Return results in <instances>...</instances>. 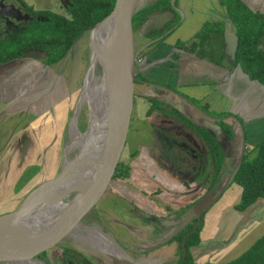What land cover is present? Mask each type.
Here are the masks:
<instances>
[{
  "label": "crops",
  "instance_id": "0c3cea01",
  "mask_svg": "<svg viewBox=\"0 0 264 264\" xmlns=\"http://www.w3.org/2000/svg\"><path fill=\"white\" fill-rule=\"evenodd\" d=\"M157 1L145 0V3L142 4V0L138 9ZM168 1L170 4V0ZM240 1L251 11L264 14V0ZM163 12L158 13L167 14L168 16L156 20L155 23V25H161L164 22L161 27L164 28V32L161 31L163 35L155 39H149L143 29H139L134 33V48L137 53L134 66V76L136 78L133 90L134 98L139 97L140 100H143L146 97L151 99L153 91L157 93L159 92L157 90H161L163 92L161 94L165 95L167 92L163 91L165 90L163 88L177 92L184 99L172 100L170 98L173 96L166 94V100L162 99L161 101L168 103L164 104L171 109H180L178 106L182 105L184 112L181 109L180 111H182L183 116L186 115L188 120V117L194 114V120L197 123L199 122L196 127L200 130H203V122L217 124L218 118L214 116L215 113H224L226 116L221 119L227 127H230L234 140L232 142L228 140L229 143L219 146L222 155V170L217 183L223 184L237 164L243 143L245 148H252L264 140V85L250 80L238 66H233L234 63L224 54L221 66H217L206 60L198 59L194 54L178 46L181 43L188 47L195 42L194 35L203 27L204 23L221 22L223 23L224 32L235 34L226 10L219 5L218 0H177L176 3L173 1V7ZM168 25H172L171 28L167 29ZM28 56H30V53L27 54V58ZM22 60H28L25 66L28 68L26 70L30 71L29 75H23L21 73L23 68L13 62L1 64L0 67L4 68L3 66H6L8 71H18L20 75L16 76L15 80L17 81L18 77L20 81H24V79L25 81L31 80L30 84L32 85L28 86L30 87L29 92L33 91L36 96V80L40 69H43V76L46 73H51L54 70L52 67L54 65H44L43 59L41 60L42 66L39 62L37 63L32 59ZM32 61L34 63L33 66H31ZM33 70L36 73L35 82L32 81ZM15 80L10 83L7 76L3 77V79L0 78V95L11 91L10 98L15 101L14 104L18 103L24 93H26L24 91L21 93L17 92L18 86L16 88L17 82ZM55 80H57V75ZM9 87L13 89H9ZM25 87H22V89ZM33 92L31 93L32 95ZM189 101L191 103L194 102L197 107H193ZM136 102L134 99L133 104L135 103L137 106L139 103L137 104ZM177 104L179 105L177 106ZM140 105L144 107V110L141 111L142 116L139 126L144 128L147 123L153 121V117L148 119L145 116V110L148 106L147 102H140ZM202 107H206L207 110L204 111ZM188 121L192 122L190 119ZM134 134L136 135L134 139L139 141L140 135L138 136V133ZM156 135V132H151L149 136L151 144L146 146L143 155L146 156V161L149 162L150 167L154 169L160 167L162 169L158 162L155 161L154 156L151 155L158 151L159 144L157 141L159 140ZM199 146L201 147L197 164L199 170L192 181L202 184L208 181L207 178L211 174L210 170L213 161L210 150L202 140ZM138 155L141 156L139 152ZM133 179L137 183L141 182L139 179L131 178V180ZM136 182L134 183L137 184ZM177 182L180 184L181 180L177 179ZM158 184L157 181H154V185ZM229 186L227 187L228 189L230 188ZM152 188L154 189V187ZM181 189L184 193L183 198L187 199L190 193L185 192L189 189L187 190L183 187ZM228 189L204 215L200 243L193 251L195 258L202 260H207L208 258L213 260L218 258H220L219 260H232L239 257L255 240L264 235L258 236L252 244L248 243L247 246L240 247L247 240L245 234H253L264 225V200L258 201L245 212L239 213L234 210V206L240 200L241 189L239 188L238 194L227 192ZM175 190L177 189L175 188ZM177 191L180 192L179 190ZM214 194L217 195V190ZM170 203L172 202L170 201ZM226 253L227 255L224 256Z\"/></svg>",
  "mask_w": 264,
  "mask_h": 264
},
{
  "label": "rangeland",
  "instance_id": "374dc122",
  "mask_svg": "<svg viewBox=\"0 0 264 264\" xmlns=\"http://www.w3.org/2000/svg\"><path fill=\"white\" fill-rule=\"evenodd\" d=\"M23 1L28 6L41 12L50 11L64 16L67 15V8L64 6L62 0ZM144 1L145 0H143L142 4L145 3ZM173 1H175V3L177 2V0H170L171 7H173ZM141 2L142 0L139 1L138 7L141 5ZM29 53L30 56H28V58L26 55V57L22 59H32L37 63L39 62L41 65V60L43 59L44 61L46 58V55L40 51H30L27 54ZM22 59H17L18 61L13 60L8 63H15L17 66L23 68L21 70L23 75H29L30 71L26 70L28 68L25 66L28 60ZM33 61L31 62V66L34 65ZM90 61L89 32H86L76 41L69 54L56 66H52L54 70H52L51 73H44L45 75L42 76L43 69L41 68L36 80V73L33 70L32 81L35 82L36 80V96L33 91L29 92L30 87L28 86L32 85L30 84L31 80L25 81L24 79V82L23 80L20 81L18 77L17 81L15 78L17 75H20L18 71L12 72L8 71L6 66H3L5 69L0 67L1 79L7 76L10 83L12 80H15L17 82L16 88L18 86L17 92H26L22 99L16 104H14L15 101L10 98L11 91L0 95V215L15 211L33 190L52 181L61 172L64 163L63 161H65V159L72 161L78 157L79 149L76 147L77 144H71L72 130H69V127L72 125L71 123L74 116H77L76 130L80 134H84L88 126L89 102L86 100L87 96L85 91L87 87L86 81ZM96 67L97 66H95L93 71L95 78L100 74L99 68ZM47 74L48 76H46ZM56 75L57 80H55ZM94 83V86L91 87L90 84L89 88L92 92L91 94L94 93L98 95V82L94 80ZM25 86H27L28 89ZM22 87L25 88L22 89ZM9 89L13 88L9 87ZM32 92L33 95L31 94ZM134 99L137 101L136 103L139 104L136 106L134 103L132 106L126 141L123 145V150L118 161L129 162L138 159L137 161L140 162L142 167L147 169V172L143 170L146 173L141 174L143 171L141 170L140 172L135 169L137 166L134 168L133 163L127 165L130 177L139 180L142 178V181L137 183L134 179L131 180V178L123 180V182L112 180L96 205L93 207V212L95 213L94 216L98 217V220L99 216L102 218L104 217L103 214H106L108 219L121 216L122 219H124L123 221L136 225L137 223L134 220L135 217L132 213V216H130L129 210L134 208L133 204L135 198L139 195V192H143L144 189H146L147 192H150L153 190L152 187H154V190H164L166 186L174 189L176 188V185L169 180L168 175L160 169L150 167L149 162L146 161V156L143 155L146 146L151 144L149 141L150 129H148V127L143 129L140 128L139 123L141 122V111L144 110V107L140 105V102H144L143 100H140L139 97ZM79 105L80 108L76 113L77 106ZM135 126L136 128H139L136 130ZM134 133H138V136L140 135L139 141L134 139L136 137ZM23 143L24 146L21 148ZM28 144H30L29 147H27ZM67 146H72V148L68 155L65 156ZM132 147L135 148L141 156L135 155L131 158L129 155L131 154L130 149ZM151 155L154 156L153 154ZM167 156H169L168 153ZM162 157L165 159L163 155ZM129 158L131 159L129 160ZM175 160L176 156H173L172 160L168 163H171V165H177ZM154 181H158L159 184L154 185ZM134 182L140 185H137ZM223 184H216L214 187L215 190L221 188ZM207 186L208 183H206L205 187ZM229 187V189L227 188V192L238 194L239 187L234 184H231ZM213 193L214 192L211 194L210 192L209 199H213L216 196V194ZM124 198L129 199V201ZM165 198L171 200L167 195H165L163 199ZM204 198L207 200L208 196H204L203 199ZM200 202L194 205L195 208ZM177 219L179 218L174 220L170 219V224ZM81 222L71 234L57 244L60 246L56 245L55 248L53 247V250L60 253L61 248L69 247L70 245L77 249L82 248L84 243H87V241H85L86 237L83 238L81 236V238H78L79 242L76 243L73 242L71 237L75 232L76 234H84V232H82L83 228L80 225ZM95 224L100 227V224ZM108 226H110V228L115 227L112 224ZM262 234H264V225L253 234H245L247 240L241 244L240 247L243 248L244 246H247L248 243L252 244L253 241ZM121 239L125 238L123 237ZM173 249L174 248H171L170 253ZM48 255L49 257H55V253L52 251H50ZM226 255L227 253L224 256ZM219 259L220 258L214 261ZM224 261H230V259L219 260L218 262ZM14 263L31 264V260L13 263L0 262V264Z\"/></svg>",
  "mask_w": 264,
  "mask_h": 264
},
{
  "label": "flooded vegetation",
  "instance_id": "af4514ba",
  "mask_svg": "<svg viewBox=\"0 0 264 264\" xmlns=\"http://www.w3.org/2000/svg\"><path fill=\"white\" fill-rule=\"evenodd\" d=\"M8 6L13 7L15 9V12L6 11L5 8ZM17 12L33 16L34 19L28 20L27 17L25 18V15H21L22 18L19 19L17 15L20 14H18ZM39 12L41 11L35 10L32 7L28 6L23 0H0V43L10 41V39H13L16 34L24 32L30 22L34 20H44L43 17L36 15V13ZM163 89H165L163 91L167 92V95L171 94L173 96L170 98L172 100H180L184 98L177 92H174L167 88ZM157 91L159 92L154 93L153 91V97L151 98V100H166V94L162 95L161 93L163 92H161V90ZM148 96L151 97L152 95ZM143 100L144 102H146L145 99ZM190 104L193 107H197L194 102H190ZM149 105L150 104L148 103L146 112ZM178 105L179 104H177V106ZM165 107L167 110L166 113L153 111V113L148 118L151 119V117H153V121L147 123L144 128L148 127V129H150L149 134H151L152 131L156 132V138L159 140L157 141L159 144L158 151L154 154V156L156 161L158 162V165H160L162 169L160 167L157 169L164 171L168 175L169 180L176 185L175 187L178 188L179 186L177 190H179L180 192H178L174 188L170 189L171 187L167 186L164 190L153 189L152 191L147 192V190L144 189L143 192H139V195H137L133 204L134 208L129 210L130 216H132V213L135 217L134 220L137 223L136 225H132V223L130 224L127 221H123L124 219H122L121 216H118L117 218L111 217L108 219L106 217V214H103L104 217L102 218L101 216H99L98 220V217L94 216V208H92L89 213L85 215L81 220L82 222L80 225L83 228L82 232H84V234H76L75 232L71 235L74 243L79 242L78 238H81V236L83 238L86 237L85 241H87V243H84L82 248L77 249L74 246L70 245L69 247L61 248V252L57 253L56 250H53L55 248L54 247L31 259V264H185L187 255L184 258V248L182 245L183 239L178 241L177 239H175V237L185 229L188 223L184 226H180L177 224L175 225L173 223L170 224V219L174 220L180 217L185 212H183V210L186 206H189V208L194 206L210 192L211 194L212 192L215 193L216 190L214 187L218 183L216 181L210 188V190H207L208 192L206 191L205 193H203V191L209 187V182L207 181L201 184L194 183V181H192L199 170L197 164L199 162L201 153V147L199 146L201 139L196 132V129H198L196 125H198L199 122L197 123L194 120V114L188 117L194 124L188 121L189 119L187 120V116H183L182 114V111L184 112L182 105L178 106L182 111H180V109L178 108H175L173 110L167 106ZM233 140L234 137L229 141L232 142ZM23 146L24 143L21 145V148ZM130 153L131 154L129 156L131 158L135 155H138V151L133 147L130 149ZM167 153L169 154V156H167ZM132 154L135 155L131 156ZM162 155L165 159H163ZM173 156H176L175 161L177 162V165H171V163H168L172 160ZM131 158H129V160ZM137 160L138 159L129 162L119 161L118 163L121 164V170H125V168H127V165L133 163L134 168L137 166L135 169L139 170L140 172L141 170H145L147 172V169L142 167L140 165V162ZM145 171H143V173L141 172V174H145ZM128 178H131L130 172ZM128 178L122 179L121 177H119L111 179V181L118 180L119 182H123V180H126ZM140 179L142 181V178ZM177 179L181 180L180 184L177 182ZM206 183H208L207 187H205ZM181 186L184 189H189L185 192L190 193L187 199L183 198L184 193L182 192ZM165 195L170 197L171 200H168L166 198L163 199ZM220 197L216 200V202L220 199ZM124 199L129 201V199L127 198ZM170 201L172 203H170ZM213 205H211L210 207H212ZM209 208L206 211H208ZM204 215L205 214H203L201 221L203 220ZM190 222L193 223V229L194 225L197 222V219L194 218ZM95 223L100 224V227L96 226ZM111 224L115 227L110 228V226L108 225ZM123 237L125 239H121ZM198 246L199 244L193 247L190 252L193 258L192 264H216L229 262H218L214 261L212 258H208L207 260L195 258L193 255V251ZM171 248L174 249L170 253ZM50 251L55 253V257H49L48 253Z\"/></svg>",
  "mask_w": 264,
  "mask_h": 264
},
{
  "label": "trees",
  "instance_id": "16d2710c",
  "mask_svg": "<svg viewBox=\"0 0 264 264\" xmlns=\"http://www.w3.org/2000/svg\"><path fill=\"white\" fill-rule=\"evenodd\" d=\"M69 2L71 6L67 7L66 16L50 11L36 13L44 20L30 22L24 32L16 34L10 41L0 43V65L25 58L27 53L33 50L46 55L43 61L44 65L51 66L60 63L69 54L79 37L110 14L115 0H69ZM218 3L225 8L237 37L233 66H238L250 80L264 85V15L251 12L240 0H218ZM170 8L168 0H158L149 6L138 9L133 16V32L141 29L149 16ZM171 26L168 25L167 29ZM223 30L221 22L204 23L203 27L194 35L195 42L188 47L181 43L178 46L194 54L198 59L221 66L224 57ZM161 31L164 32V29L147 33V38L155 39L163 35ZM144 99L150 104L146 112L147 118L153 111L167 112L165 107L167 105L161 100H151L146 97ZM202 109L207 110L206 107H202ZM214 116L218 118L217 125L229 140H232L234 135L230 127H227L221 119L226 115L215 113ZM196 132L212 154L211 174L207 178L209 187L203 191L205 193L208 189L210 190L221 173L222 155L219 145L211 135L204 130L196 129ZM121 169V164L117 163L111 179L128 178V169ZM229 184H234L241 189L240 200L234 206V210L239 213L245 212L259 199H264V140L252 148H245L243 158ZM188 209L189 206H186L183 212ZM192 226L193 223H188L175 239L182 240L184 235L192 229ZM202 227L203 220L196 231L186 240L187 258L185 264H192L193 258L190 252L200 243ZM216 264H264V235L255 240L239 257L226 263Z\"/></svg>",
  "mask_w": 264,
  "mask_h": 264
},
{
  "label": "water",
  "instance_id": "95a60500",
  "mask_svg": "<svg viewBox=\"0 0 264 264\" xmlns=\"http://www.w3.org/2000/svg\"><path fill=\"white\" fill-rule=\"evenodd\" d=\"M139 1L140 0H115L110 14L87 30V32H89V52L91 54L90 69L94 61L91 48L93 32L108 20L114 19L117 24L115 55L108 73L111 95L110 103L104 116V143L96 153L88 158L78 188L70 193V195H73L71 202L68 203V206L61 211L59 215L52 219H47L41 230L37 228L34 223L26 220L27 216L25 212L31 209L32 205L37 204V199H33L35 195L38 194L39 198L42 190L54 189L58 183H65L64 181L67 179L62 177V168L61 172L52 181L33 190L15 211L0 215V262L31 260L37 255L55 247L77 228L83 217L96 205L111 182V177L119 162V156L126 141L129 119L134 102L133 87L136 81L134 66L137 53L134 48L132 21L134 14L138 10ZM63 4L66 8L71 6L68 0H64ZM5 10L15 12V9L11 6L6 7ZM17 13L20 14L17 15L19 19L22 18L21 15H25V18L27 17L28 20L34 19L33 16ZM163 13L154 14L156 16L151 15L147 18L141 27L144 33L151 32L155 29H164L161 28L164 22L161 25H155L156 20L168 16ZM223 39L224 55L234 62L237 49V37L235 34L224 32ZM163 103L168 104L166 102ZM202 129L211 135L220 147L221 145L229 143L227 136L217 124L203 122ZM244 150L245 144L243 143L237 164L222 187L217 189V195L213 199H209L210 193L207 194V200L202 198L203 200H201L196 208L192 206L178 217L179 219L172 222L175 225L184 226L192 219H197L193 229L187 232L183 237L182 245L184 248V258L187 255L185 244L188 236L196 231L204 212L213 205L226 190L234 172L237 170L243 158ZM261 200L264 199H259L258 201ZM5 231L11 236L4 235L3 232Z\"/></svg>",
  "mask_w": 264,
  "mask_h": 264
},
{
  "label": "bare ground",
  "instance_id": "6f19581e",
  "mask_svg": "<svg viewBox=\"0 0 264 264\" xmlns=\"http://www.w3.org/2000/svg\"><path fill=\"white\" fill-rule=\"evenodd\" d=\"M116 34L117 24L114 19L106 21L92 34L91 48L94 61L93 66L88 71L85 91L87 96L86 100L89 102L88 126L84 134H80L76 130L77 116L73 117L72 125L69 127V130H72L71 144H77L76 147L79 149V155L72 161H68L67 159L63 161L62 177H65L67 180L64 181V184L58 183L54 189L42 190L39 198L38 194L35 195L33 199H37V204L32 205L31 209L25 212L27 216L26 220L34 223L40 230L47 219H52L59 215L68 206V203L71 202L73 195H70V193L78 188L88 158L96 153L105 141L104 116L110 103L111 95L108 73L115 55ZM95 66L100 70V74L96 78L93 72ZM94 80L98 82L99 94L101 92L100 95L91 94L92 92L89 87L90 84L91 87L94 86ZM79 108L80 105L77 106L76 113ZM71 148L72 146H67L65 156L68 155ZM3 234L11 236L7 231L3 232Z\"/></svg>",
  "mask_w": 264,
  "mask_h": 264
}]
</instances>
